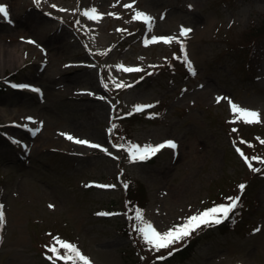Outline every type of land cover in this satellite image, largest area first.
I'll return each mask as SVG.
<instances>
[{
    "label": "rangeland",
    "instance_id": "1",
    "mask_svg": "<svg viewBox=\"0 0 264 264\" xmlns=\"http://www.w3.org/2000/svg\"><path fill=\"white\" fill-rule=\"evenodd\" d=\"M0 5V264H65L54 238L91 264H264V0ZM93 8L98 20L82 14ZM153 36L178 40L145 45ZM166 141L177 147L130 160L129 144ZM235 197L227 229L201 225L168 249L135 230L136 210L163 233Z\"/></svg>",
    "mask_w": 264,
    "mask_h": 264
},
{
    "label": "snow or ice",
    "instance_id": "2",
    "mask_svg": "<svg viewBox=\"0 0 264 264\" xmlns=\"http://www.w3.org/2000/svg\"><path fill=\"white\" fill-rule=\"evenodd\" d=\"M37 3L40 2V0H36ZM55 7V5H53ZM126 8L132 7L131 4L124 5ZM192 6L189 5V8ZM61 11H65L64 9H60ZM85 17L88 19H96L98 20L100 18V15L97 14L96 9H90L85 10L82 13ZM0 15H3L4 17H7L9 15L7 6L0 5ZM109 15H114L110 13ZM164 17L162 16L161 19ZM133 20H142L146 25H148L149 30L152 28L153 24V17H151L149 14L137 11L135 15L132 18ZM192 31L190 28H184L181 26L180 30V36L181 37H187L188 34ZM172 40H178L177 37H156L153 36L150 40L146 39L144 41L145 45H148L150 43H157L160 41H163L164 43H169ZM184 49L183 43H181V50ZM185 63L188 65L189 68H191V62L188 60L187 55L185 54L184 57ZM122 67V66H121ZM124 71L132 72V71H142L140 68H124ZM194 74V70H193ZM123 85H117V87H122ZM34 91H38L37 89H33ZM225 99L218 97L217 100ZM231 110L235 114L236 119L242 120L245 123L252 124V123H258L260 122L259 113L252 110L244 109L231 101H229ZM145 107H152V105H143V106H137V111L142 110V108ZM115 127V126H113ZM235 131V129H233ZM69 140H73L72 136H67ZM75 143L78 144H87L90 147L93 148H99L100 145L95 144H89L88 141L84 140H75ZM264 143V141H262ZM118 147H123V145H120ZM177 145L173 141H166L165 143L159 144V145H145V146H139L136 144H129L127 147V152L129 154L130 160L132 162H135L137 160L144 161L147 159H150L152 156L156 155L158 152H160L164 148L168 149H175ZM106 151V150H105ZM239 151V149H238ZM243 155V153H241ZM247 159V158H246ZM264 162V161H262ZM249 167L252 171H259V169L252 167L251 164H249ZM90 186V185H86ZM97 187H113L109 185H97ZM125 188L128 187L127 184L124 185ZM241 190L244 189V185L239 186ZM231 200V203L227 205H219L216 207L209 208L207 210H204L203 212L196 213L192 216H190L187 221L178 226H173V228L169 229L166 232H159L152 223L145 221L143 218V213L140 210H136L134 219L137 221H140V226L135 227V230L141 234L144 242L149 245L150 247L154 248L156 251H159L161 249H168L170 246H172L175 243H179L180 241L184 240L185 238L189 237L193 231H195L197 228H200L201 225H211V224H220L223 222V220L229 218V214L233 212L234 209L238 206L239 197L235 198H229ZM50 208L54 207L53 205H49ZM3 205H0V224L4 221V213L2 211ZM97 215H112L111 213L101 212L97 213ZM259 231V229H257ZM56 240V243L59 244V248L55 245L51 246L49 248V251L53 254L54 257H56L59 260L65 261V264H68V262H71V264H77V262H82V264H91L88 257L84 256L81 251L73 244L69 242H65L63 240H60L59 238H54ZM61 249L64 250L63 254H61ZM172 253L169 252V255ZM50 260L53 259L52 256L48 257ZM53 264L55 262L53 261Z\"/></svg>",
    "mask_w": 264,
    "mask_h": 264
},
{
    "label": "trees",
    "instance_id": "3",
    "mask_svg": "<svg viewBox=\"0 0 264 264\" xmlns=\"http://www.w3.org/2000/svg\"><path fill=\"white\" fill-rule=\"evenodd\" d=\"M264 28V26H263ZM242 207H243V202L242 201H238V206L236 209L233 210V212H231L229 214V218L228 219H225L223 220L222 223L220 224H216L218 228H225L227 229L228 227L227 226H230L232 225L235 220L237 219V216L241 213L242 211ZM77 264H80V262H77Z\"/></svg>",
    "mask_w": 264,
    "mask_h": 264
},
{
    "label": "bare ground",
    "instance_id": "4",
    "mask_svg": "<svg viewBox=\"0 0 264 264\" xmlns=\"http://www.w3.org/2000/svg\"><path fill=\"white\" fill-rule=\"evenodd\" d=\"M18 1V0H17Z\"/></svg>",
    "mask_w": 264,
    "mask_h": 264
}]
</instances>
